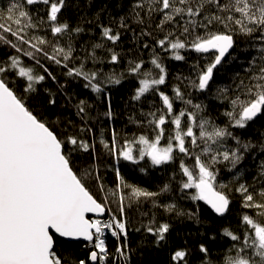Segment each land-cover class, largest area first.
<instances>
[{"label":"trees","instance_id":"16d2710c","mask_svg":"<svg viewBox=\"0 0 264 264\" xmlns=\"http://www.w3.org/2000/svg\"><path fill=\"white\" fill-rule=\"evenodd\" d=\"M52 3L60 8L56 21L49 18ZM201 3L198 15L187 13L188 7L195 11ZM219 3L225 5L229 0ZM170 5L164 9L162 0H35L32 4L27 0H0V24L4 25L0 28V65L5 68L0 77L61 138L71 135L87 145L85 149L66 143L65 150L72 149L75 170L90 173L85 182L107 209L104 217L123 222L127 233L119 239L105 235L107 256L96 264H233L238 254L259 261L255 229L243 217L247 215L255 225L264 227V213L244 206L247 194L253 195L255 203H264L260 195L264 191V112L243 128L235 124V119L241 106L255 98V78L264 67V38L254 25H248L254 28L251 34L241 30L235 20L242 17L234 7L221 11L207 0H187L184 4L170 0ZM176 8L184 11L177 14ZM21 11L27 15L20 17ZM228 16L233 19L228 20ZM60 25L67 27L53 33L52 28ZM8 28L11 31H6ZM105 29L118 39L104 36ZM214 34L231 35L234 48L201 90L199 75L214 61L215 54L198 52L194 45ZM177 42L185 47L173 49L171 45ZM66 53L68 59L64 58ZM177 55L183 59H176ZM13 58L18 61L16 68L11 67ZM153 60L164 69V83L149 86L137 99L143 86L140 81H152L161 75ZM136 65L140 67L133 71ZM21 67L31 69L33 76L44 77L32 82L31 91H26L27 78L19 75ZM77 71L82 74L76 75ZM92 73L95 79L84 78V74ZM117 79L118 84L114 83ZM90 83L97 84L100 91L85 87ZM161 93L172 102L171 113ZM181 111L186 114L180 118L182 131L190 124L187 113H193L197 125L206 122L207 133L226 129L232 136L201 138L200 127L194 126L196 144L185 137L187 152L182 153L172 123ZM161 116L166 122L157 126ZM158 135L157 145L164 149L171 144L173 150L171 160L156 165L145 155L141 158L140 138L154 143ZM233 137L241 145H250L239 148L237 154L242 158L235 166L231 157L223 158L225 151L231 153L238 148ZM206 147L211 151L205 152ZM128 149L133 160L121 155ZM197 157L213 173L214 189L229 199L223 217L210 212L198 199L194 186L183 187L189 181L181 165L189 169L193 180H198ZM242 185L247 193L240 191ZM135 190L153 195L136 196ZM121 204L123 212L119 210ZM165 224L168 231L160 239L158 229ZM225 230L239 239L234 241ZM54 243L53 251L62 263L84 260L92 264L89 253L97 251L95 237L88 244L59 238H54ZM118 247L123 248V255L117 252ZM177 251L185 252V256L174 259Z\"/></svg>","mask_w":264,"mask_h":264},{"label":"snow or ice","instance_id":"6c2138e0","mask_svg":"<svg viewBox=\"0 0 264 264\" xmlns=\"http://www.w3.org/2000/svg\"><path fill=\"white\" fill-rule=\"evenodd\" d=\"M35 0H27L28 4L34 3ZM62 3V0H60ZM208 3H215L221 11L235 8L236 12L241 14V19L235 20V23L241 25V30L246 34H251L256 29L261 32L264 38V0H235V4L229 0L228 4L220 5L219 0H207ZM48 3V0H44ZM180 3H187V0H180ZM163 8L171 7L170 0H162ZM200 7L195 11L192 7L187 8L189 15H198ZM11 11V9H10ZM60 8L57 3L51 4L50 20H57V13ZM174 11L179 14L184 9L176 8ZM27 13L21 11L20 17L26 16ZM170 19L171 17H166ZM214 19L221 20V17L215 16ZM9 20L12 19L10 15ZM232 20V16L227 17ZM247 23H244V21ZM211 22V21H209ZM15 23L19 24L20 20L16 19ZM4 25L0 24V28ZM67 25L55 26L52 28L53 33H61ZM11 31V28L6 29ZM13 32L12 35H16ZM104 36L115 41L118 36L110 35V30H104ZM44 43L43 40L39 41ZM163 45L164 41H160ZM233 46V38L231 35L214 34L210 38L203 39L194 45L198 52H208L215 50L218 54L215 55L214 61L210 63L206 70L199 75V89L203 90L208 86V82L212 78L213 70L221 63V59L225 53ZM15 47V45H13ZM35 47V45H33ZM173 49L184 48L183 43L177 42L171 45ZM63 51V49H59ZM31 55L30 53H26ZM68 53L65 54V59H68ZM54 59V57H53ZM117 57L112 56L115 61ZM176 59H183L177 55ZM59 62V61H57ZM157 68L160 69L161 75L159 79H154L151 84L160 85L164 83L165 77L163 75L164 69L156 60L152 61ZM18 61L13 58L11 67L16 68ZM140 65H136L133 71H137ZM5 68L0 65V73H4ZM71 72V70H70ZM80 71L76 75H81ZM19 75L26 77L29 81L26 91L33 90L34 81L43 80V76H33L31 69L20 68ZM96 74H84L86 80L95 79ZM257 83L253 85L256 89L255 98L247 104L241 106L239 118L235 119V124L243 128L247 121H252L259 114L264 112V67H261L259 75L255 78ZM117 79L114 83H119ZM143 85L138 93L137 99L140 95L146 92L149 88V82L142 80ZM91 86L93 90L100 91L97 84H86L85 87ZM251 91V89L249 90ZM179 95V92H177ZM163 103L167 106L169 113L172 111V102L169 97L161 93ZM54 103V101H50ZM83 103V102H81ZM191 103V101H187ZM236 101H233L235 104ZM197 109L200 105H195ZM84 111L83 108L80 109ZM185 112L181 111L172 123L176 125L175 140L177 147L182 153L187 152L185 147V137H190L191 142L195 145L197 137L193 132V127H200V137H225L232 136L231 132L226 129H215L213 133L209 134L204 130V123L197 125L196 118L193 113H187V118L190 124L186 131L181 130V117L185 116ZM230 117L233 113H227ZM165 118L161 116L157 122V126L165 124ZM163 129L161 128V134ZM159 135L156 142L149 144L144 138H140V142L148 146L147 155L151 158L153 164L165 163L172 159V145L169 144L167 148H157L159 142ZM233 139H237L233 137ZM87 148V145L82 141H78L74 136L68 135L66 138H61L44 122L38 115L34 114L25 104L22 97H18L15 91L9 86L7 80L0 77V264H62L61 259L58 258L53 251L54 235L58 234L62 238L80 239L86 241H93L95 237L94 248L97 251L89 253L91 261L100 260L101 262L107 256L105 241L100 237L104 235L105 229H117L112 231V236L117 237L123 234L127 235L125 224L113 217L109 221L102 222L99 219L90 220L86 218V213H103L105 206L98 202L90 189L86 185V178L90 173L85 170L83 173L74 169L71 161L72 149L65 150V144ZM215 143V140H213ZM238 148L229 153L225 151L223 158L225 160L232 159L233 166L242 158L238 155L239 148L247 149L249 144H240L237 139ZM205 152L211 151L209 147L204 149ZM145 153H141V158ZM124 159L132 160L133 156L131 149L122 151ZM212 162H216V157H212ZM197 164L199 165V182L193 184V175L188 168L181 165L184 174L188 177V183L183 185L184 188L195 186L200 193L199 199H206L212 208L218 214H223L229 205V199L226 195L220 192H215L212 189L211 181L214 175L209 168L200 161L197 157ZM99 179V177H97ZM101 190L103 186L101 185ZM240 191L247 193V189L242 185ZM211 192V198H208L205 193ZM136 196H150L152 193L135 190ZM264 196V191L260 193ZM245 207L256 208L261 213H264V203H255L252 194L245 196ZM120 212H123V205L121 204ZM243 220L252 225L255 229L256 241L254 247L256 248L255 255L260 259L253 261L249 257L239 256L233 264H264V227L254 224L253 220L245 215ZM51 230H54L51 231ZM151 231V229H149ZM168 231V225H162L159 229L160 239H163V233ZM225 234L231 236L235 241L239 238L232 233L225 230ZM247 246V238L245 240ZM202 251H207L202 247ZM243 251V249H241ZM117 252L123 255V248L118 247ZM185 256V252L177 251L174 259H181ZM77 264H86V261L80 260Z\"/></svg>","mask_w":264,"mask_h":264},{"label":"water","instance_id":"95a60500","mask_svg":"<svg viewBox=\"0 0 264 264\" xmlns=\"http://www.w3.org/2000/svg\"><path fill=\"white\" fill-rule=\"evenodd\" d=\"M195 48V47H194ZM233 48H234V46H232L229 50H228V52H226L225 53V55H224V57L221 59V63L225 60V58H226V56H228L231 52H232V50H233ZM202 53H204V52H202ZM206 53H214L215 55H217L218 53L215 51V50H209L208 52H206ZM220 63V64H221ZM218 66V65H217ZM216 66V67H217ZM212 80V79H211ZM210 80V81H211ZM209 81V82H210ZM208 82V83H209ZM260 115V114H259ZM259 115L257 116V117H259ZM256 117V118H257ZM256 118H254V119H256ZM148 158L151 160V158L148 156ZM152 161V160H151ZM156 165H158V164H156ZM197 182H199V180L198 181H196L195 183H197ZM194 183V184H195ZM212 184V183H211ZM194 189H195V191H196V194H198V197H199V195H200V193L198 192V190L196 189V187L194 186ZM212 189H213V191H215V192H217L215 189H214V187H213V185H212ZM205 195L208 197V198H211V196H212V193L211 192H206L205 193ZM225 195V194H224ZM199 199V198H198ZM200 201H202L206 206H207V208L210 210V212L211 213H213V214H215L216 216H218V217H223V215H225L226 214V211L228 210H226L223 214H218V213H216L215 212V210L212 208V206H211V204H209L208 202H207V200L206 199H199ZM98 201V200H97ZM99 202V201H98ZM228 208H229V205H228ZM106 211H107V209H105V211L103 212V213H100V214H97V213H86V218H88V219H90V220H96V219H99V220H101V221H103L102 219H103V217H104V215H105V213H106ZM51 231H53L54 232V230H51ZM54 238H59V239H61V240H64V241H66V242H76V243H89L90 241H86V240H84L83 238H80V239H71V238H62V237H59V235L58 234H55L54 235ZM55 244V243H54ZM54 244H53V248H54ZM88 261L89 262H91L92 264H96L97 262L96 261H91L90 259H88ZM62 264H68V263H62Z\"/></svg>","mask_w":264,"mask_h":264},{"label":"rangeland","instance_id":"374dc122","mask_svg":"<svg viewBox=\"0 0 264 264\" xmlns=\"http://www.w3.org/2000/svg\"><path fill=\"white\" fill-rule=\"evenodd\" d=\"M149 82V86H151V85H154V84H151V81H148ZM149 144H151V143H149ZM157 148H159V149H163V148H160L158 145H157ZM147 151H148V146L147 145H145V144H143V146H142V149H141V153L143 152V153H145L144 155L146 156V157H148V155H147ZM133 160V159H132ZM198 180H199V176H198ZM198 180H193L192 181V183L194 184L196 181H198ZM111 218L109 217V218H105V217H103V221L102 222H105V221H109ZM113 230H117V229H105V231H104V235L103 236H101L100 238H102V237H104L105 235H109V236H112V231ZM96 242V241H95ZM98 252H99V250L98 249H96Z\"/></svg>","mask_w":264,"mask_h":264},{"label":"bare ground","instance_id":"6f19581e","mask_svg":"<svg viewBox=\"0 0 264 264\" xmlns=\"http://www.w3.org/2000/svg\"><path fill=\"white\" fill-rule=\"evenodd\" d=\"M226 35V34H225Z\"/></svg>","mask_w":264,"mask_h":264},{"label":"built area","instance_id":"2783aa9c","mask_svg":"<svg viewBox=\"0 0 264 264\" xmlns=\"http://www.w3.org/2000/svg\"><path fill=\"white\" fill-rule=\"evenodd\" d=\"M117 231V230H116Z\"/></svg>","mask_w":264,"mask_h":264}]
</instances>
